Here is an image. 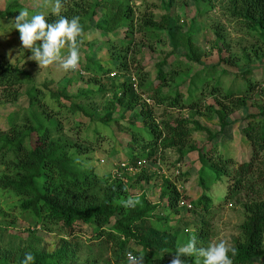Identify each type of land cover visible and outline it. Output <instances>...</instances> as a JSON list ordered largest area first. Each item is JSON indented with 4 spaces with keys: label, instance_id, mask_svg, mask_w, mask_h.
Returning a JSON list of instances; mask_svg holds the SVG:
<instances>
[{
    "label": "trees",
    "instance_id": "1",
    "mask_svg": "<svg viewBox=\"0 0 264 264\" xmlns=\"http://www.w3.org/2000/svg\"><path fill=\"white\" fill-rule=\"evenodd\" d=\"M192 1L196 10L185 34H181L180 15L172 12L175 0L162 1L164 13L139 20L130 0H63L61 15L69 19L80 18L84 27L83 36L87 38L84 41L82 36L80 44L83 42L88 47H94L98 42L96 54L105 55L111 68L109 71L100 60L80 52V69L95 75L107 74L111 70L122 72L134 69L138 85L146 88L152 94L150 99L159 105L191 112H200V108L205 106L204 100L208 98L219 105L217 108L211 103L205 107L209 118L216 116L218 131H211L193 120L195 129L205 135L209 145L190 147L186 151L178 148L179 163L191 152L198 153V178L204 193L196 200H190L186 193H181L165 178L161 197H167V206L162 213L157 212L159 204H152L145 193L132 195L141 201L135 208H124L120 201L130 197L129 188L141 180L149 182L155 172L147 174L142 169L141 174L132 177L123 172V177L127 179L124 181L110 174L99 176L93 168L72 157L70 150L75 143L64 133L55 114L39 109L43 105L42 91L34 82L26 91L29 103L25 117L27 125L18 127L17 119L10 115L7 118L8 130L0 132V163L7 170L0 175V187L21 197V209L30 210L43 226L61 224L71 235L76 224L85 225L92 239L109 250L116 264H127L126 253L129 251L143 254L145 264H170L177 246L193 235L197 237V246L205 247L208 233L204 229L207 227L204 216H209L214 206L207 193L206 167L214 170L211 173L214 177L210 176L213 183L221 180V176L228 180L225 202L236 198L241 203L243 197L254 194L252 199L242 203L246 217L240 225L241 237L233 245L238 254L232 259L234 264H255V259L262 258L260 264H264V105L255 107L251 101L258 90L264 89V80L257 81L250 69L240 71L243 63L253 60L251 57L262 60L260 55L264 54L251 50L232 53L227 47L220 46L224 40L222 35L217 34L218 38L211 48L216 50L218 57L212 65L203 64L202 59L207 53H202L195 45L190 32L199 22L197 20L213 8L214 0ZM22 9L18 3L12 2L4 12H0V18H15ZM226 13L243 22L257 35L264 48V0H228ZM48 18L49 22L56 19L51 14ZM89 32L94 33L88 36ZM137 34L139 37H136ZM164 37H169L170 42L167 39L164 42ZM163 42L170 43V50L161 57H155L156 46H163ZM180 46L184 48L181 54L177 50ZM223 51L227 52L224 56ZM23 75L29 76L20 65L10 63L0 53V89L6 100H18V91L9 90L23 80ZM223 77L231 78V83L225 84ZM98 92L112 93L115 99L108 103L99 119L117 138L118 149H112L113 156L124 153L130 164L143 160L148 165L157 162L166 149L180 145L178 140L188 135L180 130L181 123L171 125L156 121L153 111L145 102L141 105L139 95H135L131 79L119 84L110 81L107 86L100 85ZM92 94L95 93L87 89L77 97H71L65 90L57 89L50 96L56 100L65 99L62 101L67 110L95 121V113L88 108L89 102L80 101V98H91ZM113 102L130 110L139 104L141 108L134 113L130 123L120 125V119L113 117ZM236 108L247 110L242 125L233 120L236 128L234 136L242 151L238 160L227 158L220 149L223 147L220 139L227 126L226 117ZM92 110L97 111L98 108L93 107ZM139 119L141 126L136 124ZM181 176L179 172L178 177ZM182 199L190 203L189 210L194 209L190 218L180 215L182 207L179 203ZM171 216H178L175 226L169 225ZM76 248V242L62 239V244H56L52 250L32 248L19 251L16 255H0V264H21L28 252L34 255V264H68L73 260ZM184 259L187 264H194V257Z\"/></svg>",
    "mask_w": 264,
    "mask_h": 264
},
{
    "label": "rangeland",
    "instance_id": "2",
    "mask_svg": "<svg viewBox=\"0 0 264 264\" xmlns=\"http://www.w3.org/2000/svg\"><path fill=\"white\" fill-rule=\"evenodd\" d=\"M78 2L84 0H76ZM132 2L135 16L139 20L142 17H150L151 15H159L165 12L162 1L164 0H130ZM176 6L173 14L180 15L179 25L182 26L181 34H185L189 29V21L195 14L196 6L192 0H175ZM16 2L22 6L23 9L27 8L32 11H45L50 13V8L44 6V0H0V12H4L7 6ZM186 3V4H185ZM212 9L202 15L199 22L191 30L195 45L199 47L202 53H207L203 57V64L212 65L218 57L215 49H212L216 41L217 34L222 35L223 41L220 46L227 47L232 53L240 54L243 51L256 52L264 54V48L259 41L257 35H254L243 22L229 17L226 13L228 0H214ZM33 13V12H32ZM15 18L6 19L0 18V53L6 57L7 61L13 64H18L21 68L28 73L29 76H22L23 80L9 91L16 90L19 93L17 101H8L3 96L2 89H0V132L8 130L7 118L14 115L17 119V126L22 127L27 125L25 120L27 111L29 109L28 97L26 91L33 85L32 82L42 91L39 109L46 110L51 114H55L60 121L64 133L75 143L71 148L70 154L75 159L82 161L87 167L94 169L95 173L99 176L112 175L115 167L121 162H127L124 153H117L113 156L112 149H118L117 138L112 136L111 130L105 127L99 120L105 113L106 107L109 102L114 101L112 93L101 92L99 93V86H107L110 81L119 84L125 80L131 79L134 83L135 95H139L141 105L143 102L153 111V115L158 122H167L171 125L181 123L180 130H184L188 135H184L183 139H179L180 145L168 148L163 152L157 162L144 164L143 170L147 174L155 172L153 179L149 182L142 181L135 186L129 188V196H138L145 193L146 197L152 204H159L157 212L162 213L165 206H167V197H161L162 181L167 178L181 193H186L190 200H196L202 193L203 188L199 184L198 172L200 169V161L198 160V153L196 151L186 155L183 160L177 162L179 158L178 148L188 150L190 147L208 146L206 144L205 135L201 131H197L193 125V120L198 121L201 126L208 128L211 131L219 130V122L216 116L209 118V112L205 109L206 105L213 104L218 108V104L213 99H205V106L200 108V112H191L188 109H178L168 107L165 104L159 105L150 99L152 97L146 88L138 85L139 80L135 76V70L128 71H112L107 74L95 75L93 72H88L79 69L76 72H64L58 66H52L41 70L37 62L29 59L31 52L23 49L19 38V32L14 28ZM95 32V31H94ZM94 32H89L92 35ZM85 35V34H84ZM136 37H139L137 34ZM179 38V37H178ZM86 41V36L82 37ZM169 41L168 38H163L164 42ZM157 45L155 48V57H161L170 49V43ZM99 43L94 47H88L86 43L80 44V52L94 60H100L101 65L108 67V58L103 54H96ZM178 53L184 52L182 46L178 47ZM223 56L227 52L223 51ZM150 55L153 56L152 53ZM147 56H149L147 54ZM262 60L251 57L253 60L250 63H243L240 71L250 69L252 70L253 77L257 81L264 80V55ZM183 58V57H181ZM256 59V58H255ZM151 61V59H148ZM110 71V67H108ZM106 69V70H107ZM225 84L231 83V78L223 77ZM64 91L71 97H77L82 90L90 89L95 94L91 98H80V101L89 102L88 108L91 112L95 113V121L87 117H81L80 114L72 113L66 109L64 102L59 98L58 100L50 96L53 91ZM43 96V97H42ZM67 101V100H66ZM252 104L255 107L264 105V89L258 90L251 98ZM93 103V104H91ZM90 104L93 105L90 108ZM115 109L113 110V117L119 118L120 125H127L134 118V113L138 112L141 108L140 104L134 110L122 108L116 102H113ZM66 105V104H65ZM93 107L98 108L97 111L92 110ZM247 114L246 108L235 109L226 117L227 126L223 131V136L220 142L223 143V154L227 158L239 159L241 154V146L237 143L234 130L236 124L245 122ZM123 117V119H121ZM13 118V116H12ZM79 121V122H78ZM235 122V121H234ZM79 123V126L77 125ZM136 124L141 126V120H137ZM242 125V124H241ZM121 136V135H120ZM122 137V136H121ZM220 138V137H219ZM247 158V157H246ZM147 163V162H146ZM180 169V170H179ZM182 173L179 178L176 171ZM7 172L5 167L0 163V175ZM214 170L206 167V185L209 187L208 195L211 198L212 206L210 215L204 216L207 227L206 244L225 239L233 246L241 237L240 225L245 220V212L242 203L244 200L249 201L253 198L254 194L243 197L241 203L236 198L224 201L228 180L225 176H221V180L212 181L210 176H213ZM142 173V169L138 174ZM132 177V176H131ZM214 177V176H213ZM130 182L128 183V185ZM21 197L16 196L15 193L8 189L0 187V255L13 253L16 255L19 251L30 250L32 248L52 250L56 244H62V239L74 243L76 242L78 248L73 255V260L68 264H116L111 258V253L104 246L99 244V241L93 240L91 232L85 225L76 224L74 231L71 235L61 224H47L43 226L39 224L35 215L30 211L21 209ZM189 202L182 199L179 206L182 207L180 215L190 218L193 215V210H189ZM166 216V213L162 214ZM174 215V214H172ZM175 216V215H174ZM170 219V224L175 226L178 216ZM262 258L255 259V264H260Z\"/></svg>",
    "mask_w": 264,
    "mask_h": 264
},
{
    "label": "clouds",
    "instance_id": "3",
    "mask_svg": "<svg viewBox=\"0 0 264 264\" xmlns=\"http://www.w3.org/2000/svg\"><path fill=\"white\" fill-rule=\"evenodd\" d=\"M44 6L50 8V13H32L25 8L15 17L13 24L19 32L22 48L31 52L29 59L37 62L41 70L55 65L64 72L78 71L81 64L80 38L84 35L80 18L69 19L61 15L63 0H44ZM50 14L56 17L52 22H49ZM140 203L135 197L120 201L124 208H135ZM174 253L170 264H187L184 257H194V264H234L232 257L238 254V250L225 239L210 242L207 247H198L197 237L193 235L179 244ZM126 256L127 264H145L143 254L129 251ZM34 261V255L28 252L21 264H34Z\"/></svg>",
    "mask_w": 264,
    "mask_h": 264
},
{
    "label": "built area",
    "instance_id": "4",
    "mask_svg": "<svg viewBox=\"0 0 264 264\" xmlns=\"http://www.w3.org/2000/svg\"><path fill=\"white\" fill-rule=\"evenodd\" d=\"M144 164L147 163L143 160L137 161L135 164H130L129 162H121L117 165V167H115L112 175L115 177H121L124 181H127V179L123 177V172L127 173V175L129 176H133L135 174H138V170L140 171L141 169H143ZM176 172V175H178L179 171L177 170ZM187 206L188 208H191L190 203Z\"/></svg>",
    "mask_w": 264,
    "mask_h": 264
}]
</instances>
